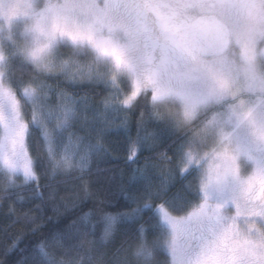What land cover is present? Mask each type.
I'll use <instances>...</instances> for the list:
<instances>
[{
  "label": "snow or ice",
  "instance_id": "6c2138e0",
  "mask_svg": "<svg viewBox=\"0 0 264 264\" xmlns=\"http://www.w3.org/2000/svg\"><path fill=\"white\" fill-rule=\"evenodd\" d=\"M191 2L106 0L104 7L99 8L96 0H47L34 15L38 17V26L42 24L47 50L54 58L62 42L86 44L98 59L111 57L117 69L129 66V53L137 41L159 51L162 58L178 53L195 59L217 47L228 35L230 24L244 18L264 19V0H197L202 8L199 17L189 14ZM78 12H83V20L78 18ZM50 18L58 21L51 27L47 23ZM98 24L107 25L111 32L126 31L129 46L121 45L110 35H100ZM254 37L255 32L250 30L249 43ZM9 46L11 51L0 45L4 49L0 62L12 69L7 83L0 79V168L7 175L0 185V201H11L3 215L16 219L0 224V234L5 237L0 241L6 257L2 264H71L73 252L80 254L83 264L81 253L85 244L102 256L113 250L119 252L118 246L126 240L137 234L143 236L145 227L139 223L135 229H129L120 226L121 222H147L154 216L172 232L174 264H264V242L259 238L242 237L232 228L217 232L214 218L203 203L186 215L177 214L181 194L176 184L169 187L165 181L160 190H154L150 177L157 159L150 154L141 163L140 151L143 142H148L151 151L150 141L156 134L139 112L135 117V138L130 135L133 102L117 93L114 82L104 72L92 63L81 64L69 56L63 64L65 68L75 65V69L67 76L66 86L65 81L37 80L34 76L24 79L23 74L14 78L22 46L13 41H9ZM52 66L45 65V70ZM22 100L30 105L27 113ZM114 131L126 134L127 155L123 157L116 147L118 141L110 138ZM108 158L123 159L126 166L137 165L131 168L127 183L124 170L120 169L118 186L119 193L135 207L107 210L114 203L107 185L115 177L108 176L107 183L101 184L100 174L112 169H102L99 163ZM159 159L171 158L167 152H161ZM247 184L250 195L255 191L253 200L264 194V170L249 178ZM42 189L47 190V197ZM25 190L31 195L26 197ZM61 192L64 194L60 195ZM30 200L40 203L18 211L16 205ZM57 200L63 205V213ZM89 202L91 206L84 211ZM49 205L54 215L47 220H58L67 213L74 214L75 219L63 229L42 231L44 210ZM145 209L150 211L147 218L143 216ZM33 210L37 214H32ZM256 211L257 215L264 214V209ZM20 222L27 232L20 227L10 234L9 228ZM21 244L25 246L21 248ZM53 245L63 249L60 256L51 250ZM192 251L198 254L190 257ZM14 253H19V258L11 259Z\"/></svg>",
  "mask_w": 264,
  "mask_h": 264
},
{
  "label": "clouds",
  "instance_id": "9594fccd",
  "mask_svg": "<svg viewBox=\"0 0 264 264\" xmlns=\"http://www.w3.org/2000/svg\"><path fill=\"white\" fill-rule=\"evenodd\" d=\"M46 3L0 0V45L9 51V41L22 46L14 78L23 74L24 79L61 80L66 86L75 65L65 68L64 60L71 56L81 64L92 63L114 82L118 94L133 102L131 111L142 112L155 132L150 143L157 148L153 153L157 167L151 184L158 191L165 181L169 187L177 179L182 181L178 186L181 205L176 213L186 215L203 203L214 218L217 232L232 228L242 237L264 242V214L257 215L256 211L264 209V194L253 200L255 191L250 195L247 184L249 178L264 170V19L244 18L230 24L228 35L218 46L195 59L178 53L162 58L159 51L137 41L129 53V66L117 69L111 57L98 59L86 44L62 42L54 58L47 50L42 24L38 26L34 15ZM105 3L96 0L99 8ZM189 14L202 15L197 0H192ZM77 16L85 18L83 12ZM57 22L50 18L47 23L51 27ZM97 27L100 35H110L129 46L126 31L111 32L103 24ZM250 30L255 32L251 43ZM3 54L4 49H0V58ZM45 65L54 66L45 70ZM10 73L9 65L0 62V79L7 83ZM22 103L25 112L30 111L29 103ZM152 124L172 133V152L168 151L171 144L158 147V133ZM161 152H167L171 159L160 161ZM6 179L0 168V185ZM140 223L145 225L143 236L137 234L126 240L118 246L119 252L113 250L102 256L85 244L83 264H174L170 248L173 235L168 225L155 216ZM51 250L57 256L63 253L55 245ZM197 254L192 251L190 257ZM71 264H81L80 254L72 253Z\"/></svg>",
  "mask_w": 264,
  "mask_h": 264
},
{
  "label": "trees",
  "instance_id": "16d2710c",
  "mask_svg": "<svg viewBox=\"0 0 264 264\" xmlns=\"http://www.w3.org/2000/svg\"><path fill=\"white\" fill-rule=\"evenodd\" d=\"M69 91H71V89H69ZM139 113V111H135L133 112V125L131 128V133L130 135L135 138L136 135V126H135V117L136 115ZM117 123H119V121H117ZM152 128H154L157 133H158V139H159V148H163V147H168L170 144L172 145L171 147H168V151L172 152L173 148L175 147V144L172 143V141L174 140V137L172 135V133L164 128L161 125L158 124H152L151 125ZM125 133L123 131H119V132H112L110 135V138L113 140L118 141V145L117 150L119 151L120 155L123 157L125 155H127V147H128V140L125 137ZM157 148L156 147H151V151L149 150L148 147V142H143L141 144V151H140V162L143 163V158L144 156L153 154L154 151H156ZM137 165H131V166H126L124 164L123 159L117 161V160H112L110 158L108 159H102L99 163V167L100 168H111L112 171L111 172H105V173H101L99 176V182L101 184H106V177L108 176H114L115 180L110 184L107 185L110 193L113 195L114 198V203L113 205H111L107 210L111 211V212H115L117 210H122V208L124 207H135L134 204H130V202L128 200H126L124 198V195L119 193L118 190V186H119V182H120V169L123 168L124 170V182L127 183L128 177L131 174V168L136 167ZM43 183V181H42ZM182 183V181H180L179 179H177L176 182V186H179ZM44 194L45 197H47V190H44ZM64 193L61 192L60 195H63ZM24 195L26 197L30 196L31 193L27 190L24 191ZM11 203V201H0V205H2V207H0V224L2 223H7L10 221H14L16 219L15 216H9V217H5L3 214L7 211V208L9 206V204ZM40 203L39 200H30L28 202H26L23 205H16V208L18 209V211H22V210H26L29 208H33L34 204H38ZM57 204L59 205L60 211L63 213L64 212V208L63 205L59 203V200H57ZM91 206V202H89L88 205H86L83 210L87 211L88 207ZM32 214H37L35 213V210H33ZM54 213L52 212L51 209V205H49L48 207L45 208L44 210V228L42 229V231H56L59 229H63L68 223L71 222L72 219H75V215L72 213H67L64 215H61L60 219L56 220L53 219L51 221L47 220L46 217L48 216H53ZM150 215V211L148 209H145L143 216L145 218H147ZM173 215H176V213H173ZM39 222V221H38ZM140 223L139 220H125L121 222L120 226H124L127 227L129 229H135L138 224ZM20 227H25L23 222L20 223H15L12 225V227L9 228V233L10 234H14L15 229L16 228H20ZM25 231L27 232V228L25 227ZM4 235L0 234V241H2L4 239ZM11 241L9 240V243ZM27 243H31L30 239L26 240ZM25 245L21 244L20 247L23 248ZM25 255H27V253H25ZM19 258V253H14L11 257V259L15 260ZM6 259V257L3 255L2 252V248H0V264H2V262Z\"/></svg>",
  "mask_w": 264,
  "mask_h": 264
}]
</instances>
